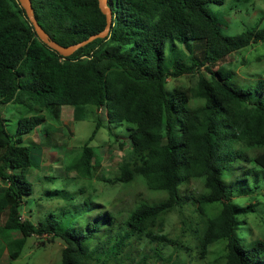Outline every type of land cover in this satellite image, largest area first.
<instances>
[{"label": "trees", "instance_id": "16d2710c", "mask_svg": "<svg viewBox=\"0 0 264 264\" xmlns=\"http://www.w3.org/2000/svg\"><path fill=\"white\" fill-rule=\"evenodd\" d=\"M30 1L39 25L63 47L102 32L106 25L97 0ZM224 1L108 0L113 17L109 35L62 57L38 40L17 0H0V107L21 115L9 133L0 112V215H5L0 223V256L6 252L8 259H17L26 240L36 236L63 241L60 264H147L145 254L136 262L125 249L144 237L181 250L179 242L160 233L164 217L185 203L181 186L198 180L205 191L195 198L197 208L221 204L200 231V259L223 240L225 254L210 264H264V241L245 245L237 234V212L252 213L254 207L235 205L222 179L235 155L248 161L243 148L258 150L249 162L264 171V79L242 88L234 79L231 83L234 71L221 67L213 71L231 53L263 43L264 27L236 36L223 34L206 6ZM191 45L200 49V56ZM184 74L197 76L194 90L168 91L167 79ZM62 106L74 109V120L91 116L95 122L81 157L70 164L81 176H89L100 162L89 142L103 121L96 112L103 110L109 130L127 124L132 158L119 165L113 180L104 181L126 184L139 177L150 191L165 195L153 203H138L123 233L110 228L115 217L106 213L111 223L100 231H116L119 237L111 242L105 237L99 250L90 243L101 237L80 236L52 216L33 224L21 212L32 193L25 175L32 167L31 152L24 138L46 123L45 111L57 118ZM118 145L123 148L124 143ZM153 252L169 264L159 249Z\"/></svg>", "mask_w": 264, "mask_h": 264}, {"label": "rangeland", "instance_id": "374dc122", "mask_svg": "<svg viewBox=\"0 0 264 264\" xmlns=\"http://www.w3.org/2000/svg\"><path fill=\"white\" fill-rule=\"evenodd\" d=\"M206 7L214 15L218 27L225 35L236 36L255 27H264V0H225L222 5L209 4ZM181 48L189 53L187 48ZM191 48L200 56L201 51L197 46L191 45ZM166 53L169 58L168 49ZM218 67L230 69L229 72L234 71L235 76L231 83L234 79L235 84L242 85V88H247L248 84L259 78L264 79V42L231 53L213 71ZM196 83V75L184 74L176 79L168 78L166 88L168 91L173 88L194 90ZM9 109L8 106L0 107V112L7 120L6 130L13 133L21 115L14 109L10 110V114ZM58 112V117L55 118L51 111H45L46 123L24 138V144L30 147L31 152L32 167L25 175L32 185V193L24 199L27 203L23 204L21 212L33 224L42 223L52 216L53 220L80 236L94 234L95 237H101L90 243L92 248L96 246L99 250V247L104 246L105 237H108L109 242L116 241L119 237L116 231H100L106 224L111 223L106 213L111 218L115 217V223L113 221L109 227L123 233L124 223L138 203H153L163 199L165 195L150 191L139 177L126 184L104 181L113 180L119 165L124 161H131L132 158L127 124L112 125L110 130H114L110 131L104 122L106 116L103 110L96 112L103 121L95 138L89 142L95 158L98 157L100 162L90 169L89 176H81L80 171L72 168L70 164L81 157V148L88 142L95 122L91 116L74 120V109L69 106L60 107ZM119 142L124 143L123 148L119 147ZM257 152L258 150L243 148L242 153L248 161L235 155L226 169L233 166L230 175L226 176L224 170L222 178L223 185L235 205L245 207L251 204L254 207L255 211L252 213L237 212V234L244 240L245 245L256 240L264 241V171L249 162ZM204 191L201 181L190 180L183 184V207L164 217L161 233L158 229L154 230L158 235H167L171 240L179 242L181 250L157 240L150 243L146 238L140 237L137 238L138 241L132 242L133 247H127L125 251L131 252L136 262L145 254L148 257L147 264H165L153 252L155 248L160 250L162 257L170 261L169 264H210L225 254L226 242L221 240L209 247L203 259L199 257L197 239L206 217H213L221 208L220 203L206 205L204 209L197 208L195 198ZM4 220L5 215H0V223ZM11 235L16 238L15 234ZM182 245L187 249L183 250ZM63 248L64 243L59 238L47 240L31 236L26 240L17 259H7L5 253L0 263L60 264ZM128 263L126 261L125 264Z\"/></svg>", "mask_w": 264, "mask_h": 264}, {"label": "water", "instance_id": "95a60500", "mask_svg": "<svg viewBox=\"0 0 264 264\" xmlns=\"http://www.w3.org/2000/svg\"><path fill=\"white\" fill-rule=\"evenodd\" d=\"M19 3L20 7L24 10L28 21L30 22L31 26L33 27V30L40 42H42L44 45H46L49 49L55 51L57 54H59L62 57H69L71 56L74 52H76L78 49L86 46L87 44L91 43L92 41L96 39H104L109 35L111 26H112V11L111 8L108 6V0H97L98 2V8L100 12L105 16L106 20V25L103 29L102 32L98 34H94L90 36L89 38L68 46V47H63L53 41L48 34L42 29V27L39 25L37 22L36 18L34 17L33 14V9L31 5L30 0H17Z\"/></svg>", "mask_w": 264, "mask_h": 264}, {"label": "crops", "instance_id": "0c3cea01", "mask_svg": "<svg viewBox=\"0 0 264 264\" xmlns=\"http://www.w3.org/2000/svg\"><path fill=\"white\" fill-rule=\"evenodd\" d=\"M55 136V135H54ZM3 215V214H2ZM3 223V222H2ZM6 252H4V253H2V255L0 256V262H1V260L3 259V257H4V254H5ZM1 264V263H0Z\"/></svg>", "mask_w": 264, "mask_h": 264}, {"label": "clouds", "instance_id": "9594fccd", "mask_svg": "<svg viewBox=\"0 0 264 264\" xmlns=\"http://www.w3.org/2000/svg\"><path fill=\"white\" fill-rule=\"evenodd\" d=\"M115 177H116V176H115ZM105 182H106V181H105ZM7 259H8V258H7ZM7 261H8V260H7ZM7 263H8V262H7ZM7 263H6V264H7Z\"/></svg>", "mask_w": 264, "mask_h": 264}]
</instances>
